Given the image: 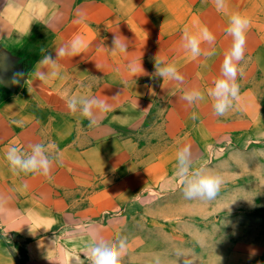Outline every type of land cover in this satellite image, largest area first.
Masks as SVG:
<instances>
[{
  "label": "crops",
  "instance_id": "crops-1",
  "mask_svg": "<svg viewBox=\"0 0 264 264\" xmlns=\"http://www.w3.org/2000/svg\"><path fill=\"white\" fill-rule=\"evenodd\" d=\"M234 13L251 21L240 99L217 116L207 92ZM203 28L215 40L193 58L182 36ZM76 37L82 53L39 80L40 60ZM116 37L126 53L112 54ZM156 61L174 64L183 82L157 76ZM262 78L264 0H225L219 11L214 0H0V264H89L93 237L117 235L127 240L123 264H184L177 249L194 264H264V253L248 256L262 250L264 223L247 215L264 196V157L249 149L264 142ZM193 88L205 99L189 104ZM73 96L109 108L90 125L68 109ZM35 143L55 145L50 178L10 171L8 149L30 153ZM185 144L193 168L223 179L212 201L183 195L176 153Z\"/></svg>",
  "mask_w": 264,
  "mask_h": 264
},
{
  "label": "clouds",
  "instance_id": "clouds-1",
  "mask_svg": "<svg viewBox=\"0 0 264 264\" xmlns=\"http://www.w3.org/2000/svg\"><path fill=\"white\" fill-rule=\"evenodd\" d=\"M214 5L218 11L222 10L225 7V0H214ZM250 23L248 17L239 13H234L230 17L226 32L232 37V44L224 54L220 77L214 81L213 87L207 92L208 97L212 100L213 111L217 116H225L234 107L235 102L240 99L237 76L243 73L241 62L245 59L246 30ZM214 40V35L207 28H203L198 35L185 30L182 36L183 47L190 51L193 58L202 54V42H214ZM82 48L83 42L79 37H76L68 45L56 49L57 59L54 60L51 55H45L38 63L43 67L36 73L37 78L47 82L49 79L57 77V60L65 56H77L82 53ZM117 52L126 53V43H122L119 37L114 40L112 54L116 55ZM49 66L52 70H43ZM155 67L156 75L163 80L169 78L183 82L184 77L174 64H162L156 61ZM130 70L132 73L137 71L134 65H130ZM182 98L189 104H195L203 101L205 95L199 89L193 88L185 91ZM67 107L71 112L79 111L89 120L90 125L96 123L94 116L97 111L106 112L109 108L106 102L94 97L77 98L75 96L67 100ZM30 148V153H26L17 146L8 149L5 158L10 171L16 175L35 174L50 178L54 161L59 162L58 154L54 155L55 145L35 143ZM176 161V175L186 199L212 201L217 197L223 183L222 177L211 172L204 165L193 168L190 145L185 144L177 150ZM93 241L85 252L89 264H123V257L128 247L125 237L117 235L112 239H106L94 236ZM174 254L177 258L183 257L184 264H194V261L183 250L177 249ZM154 264H162L159 257L155 258Z\"/></svg>",
  "mask_w": 264,
  "mask_h": 264
},
{
  "label": "rangeland",
  "instance_id": "rangeland-1",
  "mask_svg": "<svg viewBox=\"0 0 264 264\" xmlns=\"http://www.w3.org/2000/svg\"><path fill=\"white\" fill-rule=\"evenodd\" d=\"M259 78V77H258ZM263 79V78H262ZM259 87H262V88H264V79H263V81H261L260 83H259ZM262 92V91H261ZM262 94H264V91L262 92ZM257 147H253V146H250L249 147V149H251V150H254L255 151V148H256V151L254 152V154L255 155H260L261 157H264V142L263 143H260V144H258V145H256ZM260 166H262L263 167V172H264V158H263V162H261V165ZM262 209H261V211H259L258 213H252V214H247L249 217H253L254 218V216L259 220V221H262L263 223H264V196L262 197ZM261 243V242H260ZM250 245V244H249ZM258 245V244H257ZM261 246H262V250L261 249H257V251L256 252H253V251H251L250 250V248H249V250L250 251H248V256H250V255H258V256H260L261 254H263L264 253V243H262L261 244ZM201 256H203V254L201 255ZM206 259V258H205ZM259 262H262L261 260H259ZM263 262H264V260H263Z\"/></svg>",
  "mask_w": 264,
  "mask_h": 264
}]
</instances>
